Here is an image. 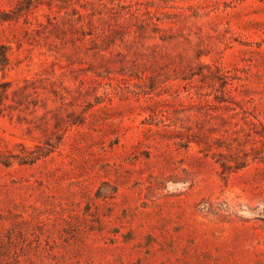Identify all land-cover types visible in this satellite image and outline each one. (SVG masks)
Returning <instances> with one entry per match:
<instances>
[{
    "label": "rangeland",
    "instance_id": "obj_1",
    "mask_svg": "<svg viewBox=\"0 0 264 264\" xmlns=\"http://www.w3.org/2000/svg\"><path fill=\"white\" fill-rule=\"evenodd\" d=\"M0 0V264H264V0Z\"/></svg>",
    "mask_w": 264,
    "mask_h": 264
},
{
    "label": "trees",
    "instance_id": "obj_2",
    "mask_svg": "<svg viewBox=\"0 0 264 264\" xmlns=\"http://www.w3.org/2000/svg\"><path fill=\"white\" fill-rule=\"evenodd\" d=\"M27 2L31 4V0H27ZM7 63H8V57H7L6 48L4 46H0V68L5 67Z\"/></svg>",
    "mask_w": 264,
    "mask_h": 264
}]
</instances>
